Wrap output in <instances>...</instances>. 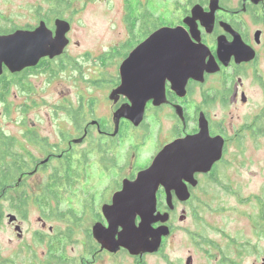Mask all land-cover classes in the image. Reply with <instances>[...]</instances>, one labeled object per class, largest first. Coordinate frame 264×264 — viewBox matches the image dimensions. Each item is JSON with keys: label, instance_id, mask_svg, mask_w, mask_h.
I'll list each match as a JSON object with an SVG mask.
<instances>
[{"label": "flooded vegetation", "instance_id": "obj_1", "mask_svg": "<svg viewBox=\"0 0 264 264\" xmlns=\"http://www.w3.org/2000/svg\"><path fill=\"white\" fill-rule=\"evenodd\" d=\"M148 3L150 0L141 5ZM162 4L171 17L169 22H163L154 5L153 13L136 10L132 14L125 0V41L94 55L81 51L69 20L60 16L48 20L40 5L30 6L34 25L15 26L11 31H33L44 22L54 33L56 19L70 24L68 43L61 55L44 57L35 66L15 73L4 67L0 75V104L6 115L13 112L11 102L18 97L27 100L22 105L25 112L31 104L35 105L32 97L40 82L47 88L68 78L77 89L75 105L66 99L59 106L60 111H55L62 118L57 122L53 140L42 134L46 130L42 120L37 124L19 120L12 135L0 126V224L6 221L21 240V224L28 218L30 204H35L40 209L47 205L53 219L68 225L67 230L47 242L43 233H37L47 247L42 264H241L246 256L249 264H264V180L258 181L245 201L242 200L246 197H240L239 208L230 213L236 220L245 217L249 239H242L240 231L226 230L223 221L210 222L201 217L209 209L207 205L219 199L215 189L227 186L220 178L224 169L232 166L237 157L264 150V0H160L159 9ZM196 7L198 12L192 21ZM161 27L182 28L190 46L206 53L204 63L214 71H204L201 81L187 80L183 96L173 90L168 79L162 85L159 77L136 82L133 91L148 85L158 91V100L163 88L165 101L156 105L155 97L148 98L143 118L135 125L128 117L137 95L128 91V84L122 94L112 98V93L122 85L121 64ZM128 41L131 47L117 59ZM238 47L242 54L237 52ZM97 92L104 94L102 99L96 97ZM179 140H186L197 154H213L209 169L194 173L189 180L182 179L189 194L186 200H180L171 190L168 206L165 187L156 191V214L169 215L165 223L168 233L161 237L156 251L132 255L122 247L109 250L96 238L94 228L101 232L109 229L108 217H117L114 215L121 209H116L114 200L124 185L135 181L166 146ZM150 141L153 154L140 163L141 148ZM230 156L232 161L226 160ZM58 192L72 195L77 208L62 210ZM4 201L13 214L5 212ZM242 205H247L243 211ZM220 213L224 217L225 211ZM10 216L15 220L9 222ZM42 216L47 219L45 214ZM83 220H88L90 226L86 228ZM187 220H191L192 228L177 227V223ZM139 221L136 216V226ZM38 222L42 229L46 228L43 218H38ZM161 225L157 222L152 228ZM75 227L85 231L83 252L78 258L67 259L63 247L59 253L53 251L52 239L67 242ZM208 230L213 235L209 236ZM48 231L53 232V228ZM115 231L118 240L122 227ZM181 233L186 243L176 244Z\"/></svg>", "mask_w": 264, "mask_h": 264}, {"label": "rangeland", "instance_id": "obj_2", "mask_svg": "<svg viewBox=\"0 0 264 264\" xmlns=\"http://www.w3.org/2000/svg\"><path fill=\"white\" fill-rule=\"evenodd\" d=\"M130 7L135 8L137 11H148L153 13V5L155 9L160 10V15L164 17L163 22L171 21V17L168 10L165 9L163 4L161 8L160 0H150V4L141 5V3L147 0H128ZM141 2V3H140ZM53 1L47 0H0V29H12L15 26H26L28 24L34 25L30 16V6H41V11L50 19L57 16L63 17L69 20L74 29V38L80 43V49L82 52H88L90 55L101 53L113 45L114 43H123L126 39V29L122 24L124 23V5L125 0H64V5L61 6L60 15L54 14ZM164 10V12L161 11ZM161 16V17H162ZM49 18V17H48ZM131 42H127V45L122 47L119 54L116 55L117 59L123 57L128 49L131 47ZM38 89L32 97L35 105L31 104V108L28 111L23 110V104L27 102L24 97H18L12 100L13 112L6 115L3 110L2 104H0V126L2 130L9 135H12L17 121L27 120L28 122L36 123L42 120L46 130L42 131L44 136H48L51 140L54 139L56 133V125L58 121H61L62 114L55 111L59 110V106L63 103V100H68L71 104L75 105L78 100L77 89H75L73 80L68 81V78H64L59 85L55 83L49 87H43L42 82L35 85ZM103 93L97 92L96 97L102 99ZM16 108V110H15ZM12 117L13 120L10 118ZM14 121V122H13ZM154 136V133L151 135ZM149 143V144H148ZM153 154L152 143L147 142L146 146L141 148L139 161L142 163L147 160ZM226 160L232 161L230 156ZM232 166H227L225 172L220 174V178L227 186L215 189L219 199L209 203L207 206L211 210H204L201 217L210 222L221 223L226 230L240 231L242 239H249V228L245 217L242 215L238 220L234 219V215L230 214L239 208L237 200L240 197L245 201L254 191L255 187L259 184L258 181L264 180V150L249 152V154L237 157L232 161ZM60 195V201L62 210L64 208L76 209L78 204L72 195L67 193L58 192ZM5 206V212L13 214V211L9 209L8 202H3ZM55 203L52 206L55 207ZM237 206V207H236ZM236 207V208H234ZM222 208H225L223 210ZM242 211L247 208V205L241 206ZM233 210V211H232ZM52 210L43 205L42 209L35 204H30L28 207V218L22 222L23 238L17 239L14 233V229L9 227L5 221L0 224V264H42L46 261L45 252L47 251L46 242L53 236L58 235L63 230H67V223L60 222L52 217ZM223 214L220 212H224ZM240 211V210H238ZM45 214L47 219L42 215ZM43 218L47 223L45 229H42L41 223L38 222V218ZM84 226L89 227L90 222L83 220ZM81 222V223H82ZM203 222H201L202 226ZM52 227L53 232L49 233L48 228ZM177 227L180 228H192L191 220H187L184 224L177 223ZM60 231V232H59ZM209 231V236L213 235V231ZM37 233H43L45 241L42 242ZM183 233L177 236L176 244H184ZM86 239L85 231L83 228L75 227V233L67 242H62L56 238H53L52 249L54 252L59 253L61 248H64V253L67 259L78 258L82 255L83 240ZM185 250L184 247L181 248ZM241 264H249L248 256L242 258Z\"/></svg>", "mask_w": 264, "mask_h": 264}, {"label": "water", "instance_id": "obj_3", "mask_svg": "<svg viewBox=\"0 0 264 264\" xmlns=\"http://www.w3.org/2000/svg\"><path fill=\"white\" fill-rule=\"evenodd\" d=\"M197 9H193L192 21L196 18ZM215 10L216 8L212 9V13ZM209 21H212V17ZM54 26V33L44 22H40L33 31L0 33V75L4 67L15 73L35 66L44 57L54 58L61 55L68 43L66 34L70 24L63 19H56ZM240 45L245 48L242 43ZM219 49H222L221 44ZM237 52L242 54L243 50L238 47ZM205 57L206 53L201 54L198 48L190 46V40L182 28L161 27L139 44L121 64L122 85L112 93V98L115 94H122L128 84V91L137 95L134 101L136 105L129 109L128 118L138 125L143 118L146 100L155 97V104L159 105L165 101V96L162 88L161 99L158 100V91L148 85L133 91L135 83L149 82L154 77H159L162 85L168 79L173 85V90L183 96L187 80L201 81L204 71H214L210 65L204 63ZM185 141L179 140L166 146L151 165L141 171L135 181L125 184L123 192L115 197V207L117 209L121 206V209L114 215L117 217H108L109 229L101 232L98 227L94 228L96 238L106 244L109 250L114 251L122 247L132 255L157 250L161 237L168 233L165 223L169 218L167 213L156 214L155 193L158 187H165L168 206H171V190L176 191L180 200L188 199L189 194L182 185V179L189 180L194 173L208 170L214 156L197 154L196 148ZM136 216L140 218L137 226ZM15 218L10 216L9 222ZM157 222L162 225L153 229L152 225ZM118 227H122V232L116 240L115 230Z\"/></svg>", "mask_w": 264, "mask_h": 264}, {"label": "trees", "instance_id": "obj_4", "mask_svg": "<svg viewBox=\"0 0 264 264\" xmlns=\"http://www.w3.org/2000/svg\"><path fill=\"white\" fill-rule=\"evenodd\" d=\"M48 1V0H47ZM49 1H53V6H54V14H56V15H60L61 13H60V11H61V6L62 5H64V0H49ZM128 3H129V1H128ZM164 6V5H163ZM132 10H130V11H132V14H134V12L136 11V9L135 8H131ZM161 11L162 12H164V10L163 9H161ZM52 15V14H51ZM50 14L48 15V17H47V19L48 20H50V16H51ZM161 16H162V14H161ZM163 16H162V20H163ZM162 23V22H161ZM13 30V28L12 29H8V28H6V29H0V33H3V34H7V33H11V31ZM50 200H52L50 197H48Z\"/></svg>", "mask_w": 264, "mask_h": 264}, {"label": "bare ground", "instance_id": "obj_5", "mask_svg": "<svg viewBox=\"0 0 264 264\" xmlns=\"http://www.w3.org/2000/svg\"><path fill=\"white\" fill-rule=\"evenodd\" d=\"M159 188V187H158ZM158 190V189H157ZM156 194V193H155Z\"/></svg>", "mask_w": 264, "mask_h": 264}]
</instances>
